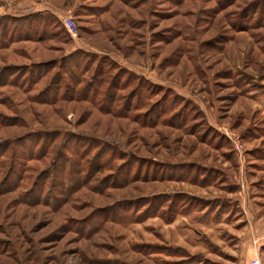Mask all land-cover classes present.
Here are the masks:
<instances>
[{
  "label": "rangeland",
  "instance_id": "rangeland-1",
  "mask_svg": "<svg viewBox=\"0 0 264 264\" xmlns=\"http://www.w3.org/2000/svg\"><path fill=\"white\" fill-rule=\"evenodd\" d=\"M44 12L74 32L7 19ZM1 20L0 264H264V0H0Z\"/></svg>",
  "mask_w": 264,
  "mask_h": 264
},
{
  "label": "trees",
  "instance_id": "trees-1",
  "mask_svg": "<svg viewBox=\"0 0 264 264\" xmlns=\"http://www.w3.org/2000/svg\"><path fill=\"white\" fill-rule=\"evenodd\" d=\"M2 19H4V18H2ZM7 19L13 20L14 23H16L15 24L16 27L18 26V28H22L23 29L22 31L25 32V35L26 36H28V34H29L28 32H30L32 30H37L38 28L40 30L43 29L44 31H48L49 29H51V27L54 28L55 26H58V28H60V26H62V24H63V23L61 24V22L58 20V18L56 16H54L53 14H51L50 12H44V13H39V14H29V15H25L23 17H17V18L14 17V16H10V17H7ZM0 23L1 24L4 23L3 20H1ZM7 28H8V26H7ZM8 31H9V28H8ZM72 55H75V54H72ZM72 55H70V56L72 57ZM70 56H69L68 62H69V60L71 58ZM68 62L66 63V65L68 64ZM95 68H96V70H99L100 69L98 66L95 67ZM67 70H68V72H69V74L71 76L70 77L71 83H72V80H73V82H77V75H76L75 71L73 70V68H71L70 66H68L67 67ZM34 74L36 75L35 76V78H36L38 76L37 74H40L39 70L36 73H34ZM55 77H56V79H54ZM32 78L34 79V76ZM32 78H29V79H32ZM60 82L63 83V85L65 86V88L68 85H69V87L73 86L72 84H69V82H67V79H65L64 77H62V75H59L57 77V75L54 74V76L49 80V82L47 84V86H49L50 87V90L52 91V97H57L58 96V94H57L58 88L57 87L59 86V83ZM52 84H54L53 87H51ZM65 91H66V89H64L63 93H65ZM55 136L56 135L54 133L47 132V133L41 134L40 137L38 138L39 140H36V141L38 142V145H40V144L43 145V141L44 140H47V142L49 143ZM33 138L34 139H37L36 137H33ZM28 140H31V139L25 138L22 142H27ZM70 140H73V138H71V139L68 138V140H67L66 143L65 142L62 143V145L64 144L63 147L65 149L64 150H58V155L53 160V162H52V164H51V166L49 168L50 175H49V177L46 178V180L47 181L51 180V184L49 186L50 190H52L53 188H55L57 186L58 179H56L55 175L56 174H59L58 169L62 168V166H63V164H61V165H59L57 167V161H58V159L61 160L62 162L65 161V159L62 158V156L64 155L65 151L68 150V146L70 145L69 144V141ZM39 141H41V142H39ZM83 141H86V140H83ZM59 145H61V144H59ZM6 147H8V146H6ZM3 150H4V148L1 151H3ZM112 150H114V149H112ZM31 153H32L31 150H29L28 153H27L28 155H26V156L31 155ZM54 183H56L55 186H54Z\"/></svg>",
  "mask_w": 264,
  "mask_h": 264
},
{
  "label": "built area",
  "instance_id": "built-area-1",
  "mask_svg": "<svg viewBox=\"0 0 264 264\" xmlns=\"http://www.w3.org/2000/svg\"><path fill=\"white\" fill-rule=\"evenodd\" d=\"M69 22V24H68ZM62 23L64 24V26L66 27L67 31L72 34V32H74L75 30V26H74V22L72 21V19L70 17H64L62 19ZM252 264H260V260L259 258H254L251 261Z\"/></svg>",
  "mask_w": 264,
  "mask_h": 264
},
{
  "label": "crops",
  "instance_id": "crops-1",
  "mask_svg": "<svg viewBox=\"0 0 264 264\" xmlns=\"http://www.w3.org/2000/svg\"><path fill=\"white\" fill-rule=\"evenodd\" d=\"M261 243H262V241H261ZM254 258H255V256L252 255V258H250L249 261L247 260L248 262L245 263V264H250V262H251Z\"/></svg>",
  "mask_w": 264,
  "mask_h": 264
}]
</instances>
